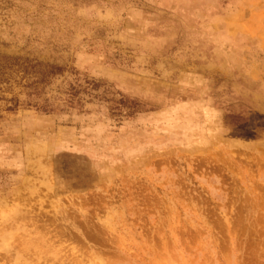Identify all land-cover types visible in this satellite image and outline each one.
Returning <instances> with one entry per match:
<instances>
[{
  "label": "rangeland",
  "instance_id": "rangeland-1",
  "mask_svg": "<svg viewBox=\"0 0 264 264\" xmlns=\"http://www.w3.org/2000/svg\"><path fill=\"white\" fill-rule=\"evenodd\" d=\"M0 264H264V0H0Z\"/></svg>",
  "mask_w": 264,
  "mask_h": 264
}]
</instances>
